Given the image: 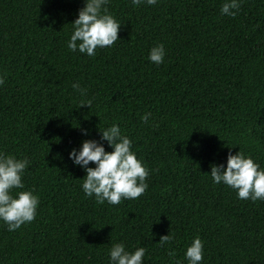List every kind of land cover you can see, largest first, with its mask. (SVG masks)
<instances>
[{"label": "trees", "instance_id": "trees-1", "mask_svg": "<svg viewBox=\"0 0 264 264\" xmlns=\"http://www.w3.org/2000/svg\"><path fill=\"white\" fill-rule=\"evenodd\" d=\"M223 2L108 0L119 39L90 57L67 48L84 0H0V151L29 159L25 188L40 198L33 221L15 231L0 221V264H109L117 242L144 247L143 264H187L196 236L200 264H264V200L209 174L239 149L264 168V0H242L235 17ZM161 43L156 65L148 53ZM112 124L148 167V187L98 204L68 153Z\"/></svg>", "mask_w": 264, "mask_h": 264}, {"label": "clouds", "instance_id": "clouds-1", "mask_svg": "<svg viewBox=\"0 0 264 264\" xmlns=\"http://www.w3.org/2000/svg\"><path fill=\"white\" fill-rule=\"evenodd\" d=\"M133 7L141 4L155 5L158 0H130ZM242 0H224L220 7L221 15L235 17ZM108 0H84L77 17L71 22L72 32L67 48L94 57L98 48L111 47L119 38L121 23L108 11ZM165 56L164 45H154L148 53V60L160 65ZM7 73L0 74L3 85ZM72 88L86 95V89L78 82ZM92 100L82 99L80 106L91 108ZM151 113H145L141 120L148 122ZM82 136L88 137L89 130L81 128ZM111 147L106 150L105 143ZM133 141L122 134L118 124L105 128L99 127V139L83 138L80 146L73 147L68 158L86 173L82 177L81 188L88 197L98 204L107 202L117 205L121 200L136 199L148 187L146 178L149 169L132 149ZM90 163L94 166H90ZM30 164L27 157L18 158L0 151V221L7 225L8 231H15L21 225L33 221L40 203L34 189H26L23 176ZM212 183L224 184L236 192L241 200H264V168L250 155L239 149L235 154L229 151L226 163H212L210 170ZM13 189L17 191L13 194ZM172 240L164 235L159 242L167 244ZM146 249L137 247L126 250L123 243H114L108 250L109 264H143ZM174 255V250L169 252ZM187 264H200L204 258V245L199 236L192 239L184 252ZM179 264V262H178Z\"/></svg>", "mask_w": 264, "mask_h": 264}]
</instances>
